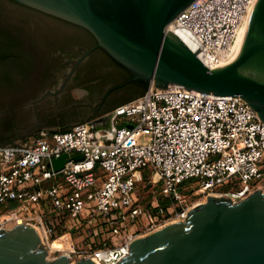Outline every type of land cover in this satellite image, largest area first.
I'll use <instances>...</instances> for the list:
<instances>
[{
    "label": "built area",
    "instance_id": "obj_1",
    "mask_svg": "<svg viewBox=\"0 0 264 264\" xmlns=\"http://www.w3.org/2000/svg\"><path fill=\"white\" fill-rule=\"evenodd\" d=\"M254 3L194 0L168 29L189 32L205 66L217 68L228 59ZM111 113L112 135L94 130L91 120L0 145V229L14 220L29 224L44 248L76 234L80 244L64 253L71 262L117 264L133 238L184 220L190 208L183 182L195 180L192 195L237 201L263 176L264 121L241 98L151 82ZM63 154L67 161L55 171L51 160ZM76 154L82 158L73 159ZM144 170L152 173L144 187L160 184L158 198L145 204L136 194Z\"/></svg>",
    "mask_w": 264,
    "mask_h": 264
},
{
    "label": "water",
    "instance_id": "obj_2",
    "mask_svg": "<svg viewBox=\"0 0 264 264\" xmlns=\"http://www.w3.org/2000/svg\"><path fill=\"white\" fill-rule=\"evenodd\" d=\"M14 1L87 29L97 46L131 74L115 88L152 82L159 88L175 84L228 95L241 98L264 121V0H255L231 55L213 69L205 66L189 32L167 27L194 0ZM112 119L110 112L89 124L112 135ZM66 161L63 154L51 164L58 171ZM128 251L117 264H264V191L237 201L207 196L184 220L133 238ZM0 264L96 263L89 258L71 262L66 254L49 260L35 227L18 223L0 229Z\"/></svg>",
    "mask_w": 264,
    "mask_h": 264
},
{
    "label": "flooded vegetation",
    "instance_id": "obj_3",
    "mask_svg": "<svg viewBox=\"0 0 264 264\" xmlns=\"http://www.w3.org/2000/svg\"><path fill=\"white\" fill-rule=\"evenodd\" d=\"M0 56V145L94 120L142 88L114 87L124 73L87 29L14 0H0Z\"/></svg>",
    "mask_w": 264,
    "mask_h": 264
},
{
    "label": "rangeland",
    "instance_id": "obj_4",
    "mask_svg": "<svg viewBox=\"0 0 264 264\" xmlns=\"http://www.w3.org/2000/svg\"><path fill=\"white\" fill-rule=\"evenodd\" d=\"M147 87H148V84H147ZM131 99H134V98H127L125 101H123V103L124 102L126 103ZM111 111H112V109L108 110V111L104 110L100 113V116H104L106 114H109ZM83 122H86V120H83ZM83 122L73 124V125H71V127H73L74 125L83 123ZM41 131H46V130L45 129H39V130H36L34 133L26 135V136H16L12 139L11 143L17 142V141L29 140L32 137L37 136ZM147 138H148V135H146V134H143L141 136V140H143V141H145ZM263 163H264V161H263ZM141 177H142V179L140 180V182L138 184V187L136 189V194H137L139 201L141 203L145 204V203L151 201L153 199L152 196H154V195H157V198H158L160 184L158 183L155 186H152V184H149L148 186L144 187V184L147 183L148 180L152 177V173L149 172L148 170L142 171ZM194 181H195L194 179L187 180V181L183 182V184L181 185L182 186V190H181L182 194L185 195L184 196V202L188 206H191L197 200L202 199L201 195H192V191L190 189L192 187H195ZM257 189L264 191V173H263L262 178L254 184V190H257ZM16 224H18L17 220L11 221L7 225L6 229H9ZM50 244H51L50 246H45V249H47V252H48L47 256H48L49 260L69 251L70 250V249L68 250L69 246H73L74 248H77L76 246H78L80 244V238L76 234L75 235L72 234L70 237L66 236L64 239L63 238H61V239L56 238V240H54ZM72 259H75V258L73 257Z\"/></svg>",
    "mask_w": 264,
    "mask_h": 264
},
{
    "label": "trees",
    "instance_id": "obj_5",
    "mask_svg": "<svg viewBox=\"0 0 264 264\" xmlns=\"http://www.w3.org/2000/svg\"><path fill=\"white\" fill-rule=\"evenodd\" d=\"M120 68H121V70H122V72L124 73V79L123 80H126L127 78H129L130 76H131V74H130V72L128 71V70H126L125 68H123V67H121L120 66ZM132 84H136V82H131ZM146 88H147V84H142V88L139 90V92L138 93H136L135 95H133L132 97H130V98H137L138 96H140L141 94H143L144 92H145V90H146ZM126 99H122V100H119L118 102H116V103H114L111 107H109L108 109H106L105 111H108V110H111V109H114L116 106H118V105H120V104H123V101H125ZM131 100H133V99H131ZM130 101V100H129ZM125 103V102H124ZM71 128V126H69V127H67V128H65V129H62L61 131H66V130H68V129H70ZM12 142V140L10 141V142H8V143H11ZM164 205L167 203V202H162ZM11 206H14V203H12L11 204Z\"/></svg>",
    "mask_w": 264,
    "mask_h": 264
},
{
    "label": "bare ground",
    "instance_id": "obj_6",
    "mask_svg": "<svg viewBox=\"0 0 264 264\" xmlns=\"http://www.w3.org/2000/svg\"><path fill=\"white\" fill-rule=\"evenodd\" d=\"M171 24V22L167 25V27H169V25ZM237 39V38H236ZM235 42H236V40H235ZM234 46H235V43H234V45H233V47H232V50H231V52H230V54H229V56L231 55V53H232V51H233V49H234ZM229 58V57H228ZM221 66V65H220ZM151 83V82H150ZM158 179V175L157 174H155L154 175V180H157ZM212 196H220V195H212ZM206 199H207V197H204V198H202V199H200V200H197L196 202H194L191 206H188V208H191L192 206H195V205H198V204H200V203H204L205 201H206ZM232 201H235L234 199H231ZM181 220H183V218L182 219H173V220H169V221H166L165 223H163V224H160L158 227H160L161 225H164V224H167V223H170V222H178V221H181ZM36 230H37V228H35ZM38 232V234H39V237H40V239H41V234H40V232L39 231H37ZM143 235V234H142Z\"/></svg>",
    "mask_w": 264,
    "mask_h": 264
}]
</instances>
